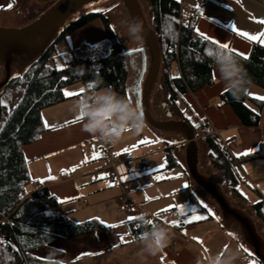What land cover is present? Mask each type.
<instances>
[{"label": "crops", "instance_id": "1", "mask_svg": "<svg viewBox=\"0 0 264 264\" xmlns=\"http://www.w3.org/2000/svg\"><path fill=\"white\" fill-rule=\"evenodd\" d=\"M176 1L184 9L196 6L198 19L195 24V33L198 36H200L199 32H202L220 42H228L232 48L245 53L247 57L250 55L253 44L258 43L264 48V44L248 41L232 31V26L235 25L239 30L253 35L264 32V25L257 22L264 20V5L254 0ZM105 39V32L99 21H91L59 42L65 44L61 55L64 53L71 55L82 44L92 46L102 43ZM173 75H178L176 67L173 68ZM212 76L215 77L213 86L183 96L184 107L181 108L187 111L185 116L188 117L176 111V114H181L176 120H184L195 128L196 143L210 131H218L221 145L234 159L243 157L238 154L249 150H251L250 154L256 153L260 145L264 144V111L261 114L259 126L241 125L231 108L220 103L219 98L226 90L214 66ZM83 86L79 82L65 88L63 95L67 100L41 112L45 131L37 142L25 146L22 150L32 184H34L31 185L32 191L40 188L47 189L60 203L55 213L60 216L65 215L74 224L97 221L108 231L116 228H123L126 231L125 224L130 221L129 217H136L135 220L143 217L146 221H156L166 225L173 233L172 239L157 256L144 258L145 264H149L154 258L155 264H198V262L207 264L209 256H215L224 251H238L239 257L234 264H262L254 257L253 250L245 244L236 224L228 229L222 225L221 213L219 216L221 219L211 215L213 219L189 226L173 225V221L184 220L178 209L173 208L161 213L162 209L177 204L185 205L187 208L189 193L193 196L197 194L198 186L191 182L180 161L181 154L185 159V142L177 136L178 139H173L172 144L164 141L161 148L151 151L152 143L150 146L139 143L144 139L149 140L146 136L148 130L141 124L139 133L127 132L126 138L119 143H111L110 153L118 163L116 173L129 190L131 207L127 210L122 209L120 189L110 187L112 183L105 178L95 181L96 177L106 174V171L101 170L104 166L103 162L92 159L93 153L99 152L104 141L84 132L82 119L77 120L78 116L71 110L75 100L84 95V92H80ZM254 87H249L248 96L255 100H259L255 98L257 96L264 97ZM66 91L80 94L66 96L64 94ZM45 121L49 125L47 128L44 126ZM70 121L76 122L70 123ZM125 149L128 151L125 152ZM167 149L172 150V155L182 174L174 170L177 166L166 167L165 151ZM159 153H162V156L155 161H150L153 155ZM85 157L88 158L86 163H84ZM139 167L143 169V172L140 173L137 170ZM62 170L65 171L62 172ZM212 171V174L200 173L217 184L221 181V177L213 168ZM238 173L241 181L236 187V192L239 197L236 195L226 197L230 205L241 210L252 220L258 235L264 241V225L256 219L253 211L254 205L264 202V160L245 163L239 167ZM214 175H218L219 178L212 179L211 176ZM157 176H161L162 179L157 180ZM156 213L161 214L157 216ZM234 226L238 232L232 228ZM129 243L131 241L128 238L117 247L121 264H127V259L131 258L132 254L124 252L125 248H122ZM244 249L248 251L245 252Z\"/></svg>", "mask_w": 264, "mask_h": 264}, {"label": "trees", "instance_id": "2", "mask_svg": "<svg viewBox=\"0 0 264 264\" xmlns=\"http://www.w3.org/2000/svg\"><path fill=\"white\" fill-rule=\"evenodd\" d=\"M254 1L264 5V0ZM148 4L151 29L161 50V87L166 93L165 103L168 108L180 110L185 94L213 86L212 67L218 48L195 33L197 16L193 19L181 17V5L176 0H148ZM96 19L100 20L106 39L92 46L82 44L71 55H57L60 60V67H57L54 64V45ZM125 57L113 27L102 12L80 13L66 24L56 41L35 62L20 75L12 77L0 91V102L4 89L23 91L19 103L8 114L0 131V264H64L42 257V253L62 242L107 230L97 221L74 224L65 215L55 213L60 203L47 189L29 190L32 181L22 150L40 139L45 131L41 112L66 101L63 90L69 86L97 81L100 87L111 85L128 99L130 90L125 87ZM236 57L247 71L250 86L264 91V48L255 43L247 59ZM175 67L178 70L176 76L173 75ZM219 100L221 105L231 108L241 125L259 126L264 101L252 99L247 93L235 98L228 91ZM5 113L0 103V115ZM201 140L208 150L211 167L221 177L224 193L228 192V197L238 196L236 187L241 181L238 169L245 163L264 160V144L256 153L234 159L222 145L203 136ZM165 163L167 168L177 166L171 149L165 151ZM196 203V198L189 193L186 210L194 209L196 214L207 215L208 219L204 221L213 219L204 207L199 204L195 207ZM253 211L256 219L264 225V202L254 205ZM180 216L185 219L184 215ZM154 224L160 223L151 221L145 224L142 219L129 221L125 224L129 240L137 243L145 229Z\"/></svg>", "mask_w": 264, "mask_h": 264}, {"label": "water", "instance_id": "3", "mask_svg": "<svg viewBox=\"0 0 264 264\" xmlns=\"http://www.w3.org/2000/svg\"><path fill=\"white\" fill-rule=\"evenodd\" d=\"M108 1L110 0H56L18 25L0 27V67L3 69L0 68V91L12 77L20 75L56 41L60 32L74 16ZM114 1L123 5L127 12L125 17L129 20L138 18L144 25V40L142 45H139L143 48L127 53L128 55L140 53L142 58L141 70L133 93L134 105L138 108L142 121L157 131L173 133L185 142V161L189 178L216 204L221 213L222 225L228 229L236 224L245 244L253 250L254 257L264 264V241L258 235L252 220L241 210L230 205L219 185L198 171L197 137L193 127L184 120L164 121L150 110L152 90L161 68L159 41L148 25L138 0ZM166 116L170 118L171 112L168 111Z\"/></svg>", "mask_w": 264, "mask_h": 264}, {"label": "rangeland", "instance_id": "4", "mask_svg": "<svg viewBox=\"0 0 264 264\" xmlns=\"http://www.w3.org/2000/svg\"><path fill=\"white\" fill-rule=\"evenodd\" d=\"M56 0H0V27H13L15 25H18L28 19L29 17L39 13L41 10L46 8L47 6L51 5ZM142 9V12L144 14V17L150 27L151 25V11L149 8L148 0H138ZM13 4L11 8H8L9 4ZM90 11H100L102 14L105 15V17L108 18L111 26L113 27V30L116 34V37L121 45V48L123 52L125 53V62L127 67V80L125 83V87L128 89L134 84V81L138 78L139 72L141 70L142 65V58L140 53H133V54H127L128 52L139 50L143 48V46H139L142 44L137 45L135 42L129 41L127 34H126V28L123 27L129 19L125 17L127 15L126 10L124 9L123 5H121L119 2L110 0L108 2H105L101 5H94L91 8H89ZM88 11V10H87ZM87 11L83 12L86 13ZM124 15V16H122ZM96 21L100 20L96 19ZM102 26V24H101ZM103 28V27H102ZM104 31V30H103ZM55 47V65L57 67H60V60L57 55H61L63 50L65 49V44L62 43H56L54 45ZM135 54V56H133ZM135 65V69H133L132 65ZM148 66V55H146V70ZM163 67L161 62V68L158 75L157 83L155 84L152 94H151V101H150V110L153 112L155 116L158 118L167 121L170 119H178L180 118L179 115L176 114V111H180L183 116L187 115V111L181 108L180 110H174L173 108H168L165 103L166 99V93L162 89V81H163ZM1 76V71H0ZM255 90L260 92V94L264 95V91L260 90L256 87H254ZM23 91L22 89H4L3 93L1 94V104L4 106L6 113L0 115V131L3 128L7 118L8 114L14 109V107L17 106L19 103L21 97H22ZM128 99L134 103V96L131 94V92L127 93ZM179 101L178 103H180ZM164 106V107H163ZM181 107H184L180 104ZM171 112V117L168 118L166 116L167 112ZM188 117V116H185ZM142 126L148 130V133H146V136H148V139L152 141V146L150 150H155L157 148H161V146L164 145V141L172 144L173 139H178L173 133L169 132H162L157 131L153 128H151L146 122L142 121ZM131 132V131H129ZM155 143V145H153ZM150 144H146L145 146H150ZM198 146V171L202 173L212 174V167L209 163L208 159V150L205 147V144L202 140L197 141ZM149 150V151H150ZM160 156H162V153L153 155L150 159V161H155ZM148 160V159H147ZM181 164L183 168L187 171V166L185 159L180 158ZM180 167L177 166L174 170H178L179 172L182 171L179 169ZM211 168V170H210ZM210 170V171H209ZM188 173V172H187ZM189 176V175H188ZM212 179L216 180L219 178L218 175L211 176ZM191 180V179H190ZM192 182V181H191ZM193 183V182H192ZM34 184H32L33 186ZM217 185L220 186L222 192L224 193V186H222V183L219 181L217 182ZM32 186L29 187V190H32ZM131 191V190H130ZM197 194L194 196L197 200V204L203 207V205H207V212L215 217H218L221 219L220 211L216 204L209 198V196L201 190L199 187H197ZM228 192H225L224 195L227 196ZM228 197V196H227ZM121 207V204H120ZM210 210V211H209ZM133 214V213H132ZM260 227V225H257ZM235 231L238 232V229L234 226L232 227ZM262 233V232H261ZM127 232L123 228H116L109 231H100L97 232L94 235H87L83 237H79L76 239H73L71 241H65L58 245H55L52 247L51 250L45 251L42 253V257H46L49 259H55L59 260L60 262L64 264H121L120 260V253L117 249L118 245L121 242V237H124V241L128 239V236L126 235ZM107 241H109V244H107ZM122 248H125L124 252L131 253V258L127 259V264H145L143 263V259L137 255L139 251V244L138 243H129L128 245H124ZM126 264V263H122ZM148 264V263H147ZM149 264H155V258L153 261H151Z\"/></svg>", "mask_w": 264, "mask_h": 264}, {"label": "clouds", "instance_id": "5", "mask_svg": "<svg viewBox=\"0 0 264 264\" xmlns=\"http://www.w3.org/2000/svg\"><path fill=\"white\" fill-rule=\"evenodd\" d=\"M122 26L126 28L129 41L137 45L142 44L144 25L141 20L133 18ZM214 67L224 89L233 97L239 98L247 93L251 80L245 67L233 53L218 49L214 56ZM82 89L84 95L75 100L71 110L78 117H82L84 132L112 144L126 138L125 134L129 131L134 134L139 133L142 118L138 108L126 97L117 93L111 85L100 87L99 82L89 81ZM141 219L145 224L149 223L143 217ZM172 236L170 228L164 224H154L146 228L142 239L138 241L140 248L137 255L142 259L157 256L167 247ZM238 257V251H224L209 256L207 264H234Z\"/></svg>", "mask_w": 264, "mask_h": 264}, {"label": "snow or ice", "instance_id": "6", "mask_svg": "<svg viewBox=\"0 0 264 264\" xmlns=\"http://www.w3.org/2000/svg\"><path fill=\"white\" fill-rule=\"evenodd\" d=\"M13 3H14V0H13ZM12 6H13V4L10 3L8 5V8H11ZM257 22L260 23V24H262V25H264V20H259ZM197 31L199 32V30H197ZM232 31L236 35H238L240 37H243V38H245L248 41H253V42L258 41L260 44H264V32H261L259 34L253 35V34H250L247 31L239 30L238 28H236L235 25L232 26ZM199 34H200V36H201L202 39L207 40L210 43L216 45L218 49L227 50V51H229L231 53H234L236 56H240V57H242L244 59H247L248 58L245 53L239 52L238 50L232 48L228 42H220V41H218L216 39H213L211 37H208L206 34H204L202 32H199ZM213 78H215V77H213ZM83 91H84L83 89L80 90V92H83ZM64 94L66 96H73V95H79L80 93L67 92L66 91ZM255 98L256 99H259V100H264V97H260V96H257ZM0 103H2V102H0ZM80 119H82V117H77V120H80ZM75 122L76 121H70V123H75ZM44 126L46 128L49 127V125L47 124L46 121L44 123ZM139 143H140V145H144V144H150V143H152V141L147 140V139H144V140H141ZM124 151L127 152L128 149H125ZM250 152H251V150L246 151V152H243V153H239L238 155L246 156V155H249ZM117 154L119 155V153H117ZM99 158H100V153L94 152L93 153V156H92V159H99ZM87 160H88V158L85 157L84 163H86ZM63 171H65V170H62V172ZM72 171H75V169H72ZM50 178L51 179H54V177H50ZM96 178L97 179H104V178H106V174H105V176L96 177ZM122 179H125L126 180L127 177H122ZM156 179L157 180H160V179H162V177L161 176H157ZM109 186L111 187L113 185L110 184ZM185 187H187V185H185ZM146 199H148V197H146ZM203 207L207 208V205H203ZM173 208L178 209L179 210V214L185 216V219L183 221H179V220L173 221L172 223H173L174 226H181V224H190V223H193V222L204 221V220L208 219V216L207 215L196 214L194 209H192L190 211L186 210V206L185 205H182V204H177V205H174V206H169V208L162 209L161 210V213L170 211ZM161 213H156V215L159 216ZM128 219L131 221V220H135L137 218L136 217H129ZM149 223H151V221H149ZM112 227H116V225H112ZM120 239H121V242L122 243L125 242L123 236ZM244 250H245V252L248 251L247 249H244Z\"/></svg>", "mask_w": 264, "mask_h": 264}, {"label": "built area", "instance_id": "7", "mask_svg": "<svg viewBox=\"0 0 264 264\" xmlns=\"http://www.w3.org/2000/svg\"><path fill=\"white\" fill-rule=\"evenodd\" d=\"M201 1V0H199ZM197 8L196 6H192L188 9H184L181 6V17H187L189 19H193L196 16ZM204 137L209 138L213 143L220 144L221 140L219 137V133L216 130H212L209 133L205 134ZM110 145L111 143L105 142L99 149L100 158L98 160H101L104 164V166L101 168V170L106 171V180L110 181L114 187H117L120 189L121 192V208L124 210H127L131 207L130 199H129V190L125 186L124 183H122L118 175L116 173V166L118 165L117 160L114 159L110 153ZM129 170V168H128ZM137 170L141 173L143 172V169L141 167L137 168ZM98 180L95 178V181Z\"/></svg>", "mask_w": 264, "mask_h": 264}, {"label": "flooded vegetation", "instance_id": "8", "mask_svg": "<svg viewBox=\"0 0 264 264\" xmlns=\"http://www.w3.org/2000/svg\"><path fill=\"white\" fill-rule=\"evenodd\" d=\"M133 56H135V54ZM132 67H133V69H135V65L134 64L132 65ZM136 80L134 81V84L131 87H129V90H130L132 95H133V93L135 92V89H136Z\"/></svg>", "mask_w": 264, "mask_h": 264}]
</instances>
